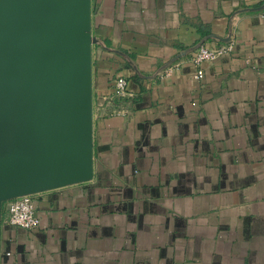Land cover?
I'll list each match as a JSON object with an SVG mask.
<instances>
[{"label": "crops", "instance_id": "1", "mask_svg": "<svg viewBox=\"0 0 264 264\" xmlns=\"http://www.w3.org/2000/svg\"><path fill=\"white\" fill-rule=\"evenodd\" d=\"M89 3L93 175L33 194L31 232L0 148V264H264V0ZM230 40L197 81L195 50Z\"/></svg>", "mask_w": 264, "mask_h": 264}, {"label": "water", "instance_id": "2", "mask_svg": "<svg viewBox=\"0 0 264 264\" xmlns=\"http://www.w3.org/2000/svg\"><path fill=\"white\" fill-rule=\"evenodd\" d=\"M0 14V148L17 173L11 198L93 175L89 0H18Z\"/></svg>", "mask_w": 264, "mask_h": 264}, {"label": "built area", "instance_id": "3", "mask_svg": "<svg viewBox=\"0 0 264 264\" xmlns=\"http://www.w3.org/2000/svg\"><path fill=\"white\" fill-rule=\"evenodd\" d=\"M235 47L236 42L233 40L221 43L214 48H208L205 45L199 46L193 57V63L197 68L195 79L201 81L204 78L205 72L202 66L204 63H212L221 57L232 55ZM173 72V68H168L161 74V77L172 76ZM112 87L117 98H124L129 94V81L124 76L114 78ZM108 99L105 98V100ZM6 220L12 226L31 232L35 231L39 227L40 220L36 215L34 195H25L11 200L7 205Z\"/></svg>", "mask_w": 264, "mask_h": 264}]
</instances>
